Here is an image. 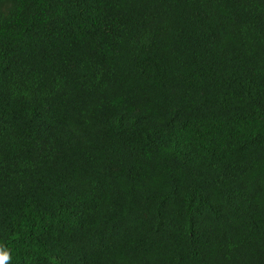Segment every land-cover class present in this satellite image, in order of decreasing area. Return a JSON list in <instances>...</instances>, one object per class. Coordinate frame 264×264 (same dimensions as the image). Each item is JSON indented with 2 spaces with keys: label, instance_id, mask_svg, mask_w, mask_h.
<instances>
[{
  "label": "trees",
  "instance_id": "obj_1",
  "mask_svg": "<svg viewBox=\"0 0 264 264\" xmlns=\"http://www.w3.org/2000/svg\"><path fill=\"white\" fill-rule=\"evenodd\" d=\"M0 264H264V0H0Z\"/></svg>",
  "mask_w": 264,
  "mask_h": 264
}]
</instances>
